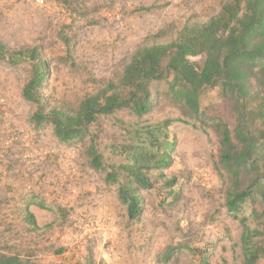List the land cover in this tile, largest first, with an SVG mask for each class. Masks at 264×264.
I'll use <instances>...</instances> for the list:
<instances>
[{"label":"rangeland","instance_id":"374dc122","mask_svg":"<svg viewBox=\"0 0 264 264\" xmlns=\"http://www.w3.org/2000/svg\"><path fill=\"white\" fill-rule=\"evenodd\" d=\"M43 1L0 0V39L11 49L39 44L50 67L44 96L52 105L76 106L118 80L148 37L161 33L171 41L185 23L207 21L228 0ZM28 77L27 64L12 68L0 61V250L34 264H88V250L92 264H156L173 246L180 248V264H196L188 246L207 253L211 264H241L242 228L225 207L214 167L218 137L210 128L219 121L233 127L234 120L216 91L202 95L204 124L170 104L161 82L153 86L160 99L148 115L139 119L126 110L101 116L84 140L63 144L51 126L31 125L36 106L22 97ZM165 120L171 121L174 159L165 174L178 183L169 189L153 172V187L142 191L144 215L133 222L118 186L91 168L88 147L95 144L105 165L119 166L125 157L114 147L130 141L119 122L144 127ZM19 173L30 183L39 177L44 191H15L24 188L8 182ZM30 204L41 220L37 231L25 220Z\"/></svg>","mask_w":264,"mask_h":264},{"label":"trees","instance_id":"16d2710c","mask_svg":"<svg viewBox=\"0 0 264 264\" xmlns=\"http://www.w3.org/2000/svg\"><path fill=\"white\" fill-rule=\"evenodd\" d=\"M161 37V33L148 37L127 59L118 80L108 81L76 106L52 105L44 96L50 67L39 44L11 49L0 39V61L12 68L29 66L22 97L36 106L30 123L36 130L51 126L63 144L84 140L101 116L126 110L139 119L148 115L160 99L153 86L161 82L170 104L184 117L204 124L202 95L216 91L234 120L233 127L222 121L210 126L218 137L214 167L222 181L225 207L242 228L241 264H264V0H228L207 21L185 23L177 38ZM119 124L130 140L114 147L125 157L124 163L105 165L95 144L88 147L89 163L93 170L106 172V183L118 186L128 219L139 222L146 203L142 191L153 187L150 175L156 172L169 189L178 183L165 174L174 162L171 121L144 127ZM25 220L33 231L39 230L29 208ZM183 248L196 264H211L207 253ZM179 254L180 248L168 246L156 264H180ZM87 260L92 264L91 250ZM0 264L34 263L0 250Z\"/></svg>","mask_w":264,"mask_h":264},{"label":"crops","instance_id":"0c3cea01","mask_svg":"<svg viewBox=\"0 0 264 264\" xmlns=\"http://www.w3.org/2000/svg\"><path fill=\"white\" fill-rule=\"evenodd\" d=\"M21 174H22V173H19V175H21ZM40 174H41V173H40ZM34 178H36V179H32V181H31V183H30L25 177H22V175H21V176H19V178H18L17 180L14 179L13 181L8 182V184H12L14 187L16 186L17 188H18L19 186L23 187L24 189H16V190H15V191H19L20 193H21V192H26V187H27V186H29V187H30V186L33 187V189H34V191H35L36 193L43 192V191H44L43 188H45V186H44L43 183L41 182V179H40L39 177H34ZM22 180H24V182H22ZM4 183H5V181L0 182V186H2ZM29 187H28V188H29ZM13 190H14V189H13ZM49 190H51V189H49ZM52 190H53V188H52ZM51 192H52V191H51ZM29 210L34 214L38 226L41 227V226H42V224H41V220H39V218H38V214H37V211H36L35 206H33V205L30 204V205H29Z\"/></svg>","mask_w":264,"mask_h":264},{"label":"built area","instance_id":"2783aa9c","mask_svg":"<svg viewBox=\"0 0 264 264\" xmlns=\"http://www.w3.org/2000/svg\"><path fill=\"white\" fill-rule=\"evenodd\" d=\"M36 2H37L38 4H40V5H42V4L44 3L43 0H36Z\"/></svg>","mask_w":264,"mask_h":264}]
</instances>
